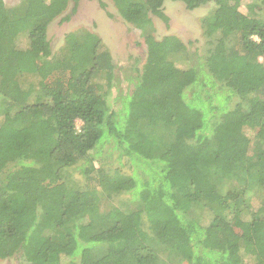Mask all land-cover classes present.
Listing matches in <instances>:
<instances>
[{"label": "trees", "instance_id": "obj_1", "mask_svg": "<svg viewBox=\"0 0 264 264\" xmlns=\"http://www.w3.org/2000/svg\"><path fill=\"white\" fill-rule=\"evenodd\" d=\"M81 1L0 0V259L264 264V0H112L147 45L165 2L212 6L206 54L165 37L124 91L95 34L51 51ZM104 145L132 174L95 168Z\"/></svg>", "mask_w": 264, "mask_h": 264}, {"label": "rangeland", "instance_id": "obj_2", "mask_svg": "<svg viewBox=\"0 0 264 264\" xmlns=\"http://www.w3.org/2000/svg\"><path fill=\"white\" fill-rule=\"evenodd\" d=\"M3 1L7 7H12L17 5L21 0ZM253 2L258 7H262L261 0H243L240 11L247 13V5ZM69 8L71 9V5ZM70 9L65 14H69ZM211 10L212 6L210 4L189 11L180 2H165L163 13L168 18V21L163 22L153 18L154 32L151 34L153 39L148 44L151 50L163 38L173 36L186 46L188 52L197 53L199 57L203 56L210 48L208 43L213 41L214 38H207L203 34L200 20ZM258 13L262 14L261 9ZM79 29H85L95 34L109 51L113 64L116 67L115 72L120 80V84L116 87H120L124 91L128 85L132 84L135 77L141 73L146 61L148 45L142 39L139 30H136L119 16L112 0H82L78 4L75 14L70 17L68 22H62V17H58L49 25L48 40L51 51L53 53L57 52L64 44V36L68 33H74ZM23 39V37L19 38L20 45L23 43ZM177 66L182 67L181 64H177ZM21 85L25 86L24 83H21ZM75 125L79 129L82 123L77 120ZM107 151L108 146L104 145L99 150V154L97 156L94 155L96 169H118L124 174H132L135 169L128 158L119 157L116 152H111L110 154ZM71 174L73 181H77L81 185L85 184L84 178L77 172ZM127 198V196H122L117 198L115 202H122ZM21 263L22 260L19 256L0 259V264Z\"/></svg>", "mask_w": 264, "mask_h": 264}]
</instances>
